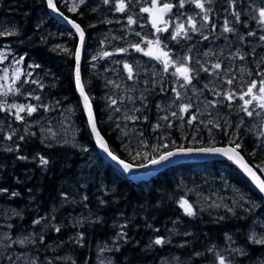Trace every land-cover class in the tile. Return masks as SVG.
<instances>
[{"label":"trees","instance_id":"obj_1","mask_svg":"<svg viewBox=\"0 0 264 264\" xmlns=\"http://www.w3.org/2000/svg\"><path fill=\"white\" fill-rule=\"evenodd\" d=\"M161 1L182 16L194 9ZM200 1L201 23L176 39V30L155 35L141 11L152 0H122L124 11L121 0L56 4L86 34L82 80L114 154L141 165L178 148L239 145L264 179V109L243 111L248 87L264 79V0ZM7 32L0 70L19 61L23 73L0 94V264H264V244L252 239L264 236V195L231 160L126 176L95 143L76 82L78 34L47 0H0ZM149 39L181 59L190 83L176 63L164 71V59L145 54Z\"/></svg>","mask_w":264,"mask_h":264},{"label":"snow or ice","instance_id":"obj_2","mask_svg":"<svg viewBox=\"0 0 264 264\" xmlns=\"http://www.w3.org/2000/svg\"><path fill=\"white\" fill-rule=\"evenodd\" d=\"M84 0H79V3H83ZM105 3H108L109 0H104ZM183 3H184V0H180V6L182 7L183 6ZM152 4L153 6H156L157 5V0H152ZM48 6L49 8H52L53 10H56V4L54 2V0H48ZM196 6L198 8H203L204 5L202 3L199 2V0H196ZM79 7V4H74L73 5V8L70 9L71 11H75L76 8ZM173 7V5L171 4H163L162 8L160 9L161 12H166V11H170L171 8ZM116 8H117V11H124V8H125V5L124 3L121 2L118 3L116 5ZM141 11L143 12H151L152 11V8H143L141 9ZM259 16L261 18V21L264 22V8H261L259 9ZM205 20L208 19L207 16L204 17ZM129 23H133V20L131 17H129ZM156 23H157V19L154 18L153 19V26L155 27L156 26ZM189 23L192 24V30L195 31L196 28H195V24L194 22L192 21L191 18H189ZM73 27L76 28L77 32L80 33V37H81V41L83 40V36H84V33L83 31L80 29V26L78 24H75L73 23ZM162 30H167L166 28L165 29H160V28H157V31H162ZM232 29L228 28L227 26L225 27V31H231ZM15 33L14 32H7V33H0V35H14ZM181 34H184L186 35V31L184 29V25L183 24H180L178 25L177 27V30H176V33L173 35V39H176L177 36L181 35ZM261 40H264V36L260 37ZM155 43L158 45L160 42L159 40L157 39L155 41ZM148 44L149 46H151L153 44V41H148ZM59 47V46H58ZM133 47H135L138 51H143V49L140 48L139 45H134ZM64 51H67V49H64ZM121 51H124L123 49H121ZM146 55L148 56H153L154 53L153 51L151 50V48L149 49V51H147L145 53ZM77 59L79 57V50H77ZM104 55H108V53H105ZM161 57H168V53L166 52H161L160 55H157L156 56V59H161ZM0 58H3V53H0ZM185 60L187 59H190V57H186L184 58ZM241 59H243V57H241ZM164 71H167L168 70V66L169 64H175L176 61H172L170 59H165L164 61ZM17 63H19V61H17ZM215 68H220V64L217 63L214 65ZM125 68L128 69L129 73L131 74V68L129 65H125ZM177 71L180 73L181 76L184 77V81L185 83H190V76L188 75L190 69L185 67L183 65V63H181V65L177 68ZM76 78H77V84L80 86V91H81V95H84V89H83V85L80 84V74H79V68H77V72H76ZM131 78V75L130 77ZM228 83H232L231 80L228 81ZM259 92H260V95L256 96H252V99L251 100H244V105L245 107H243V111L247 112V114L249 116H252L253 113L252 111H249L248 108L246 107L247 105L251 104L252 103V100H257L259 101V108L261 109H264V79H261L259 81ZM257 86V82L256 81H252L251 85L248 87V90H247V93L246 94H252L253 92V89ZM174 92H176V95L177 97L179 98V95L180 93L178 91H176V89H173ZM227 98L229 100L233 99V96L232 94H227ZM241 99H244V96L241 95L240 97ZM38 99V97H37ZM84 99H85V107L89 109V114H90V121H91V124H92V130L95 132L96 131V125H95V122L94 120L91 118V109H90V106L89 104L87 103L88 101V97L86 95H84ZM112 104H116V100H112ZM11 107L13 108H18L19 111H24V106H17V105H12ZM190 107V105H184L182 106L181 108V111H187V109ZM19 111L17 112L16 114V119L18 120H21L23 119L22 116L19 115ZM27 111L29 114H31L32 112L36 111V108L29 105L28 108H27ZM172 116H175L176 113L173 112L171 114ZM132 119H135V117H132ZM164 119H168V117H164ZM196 117L193 116L192 117V120H195ZM189 123H191V121H189ZM156 127H159V125H157ZM97 135H99L97 133ZM11 137H9L10 139ZM100 146L101 148L104 149L105 152H107V154L114 160V161H118L119 164L123 165V169L124 171H130L134 166L132 164H128V163H125L123 160H120L117 156H115L111 151L108 150V147L107 145L101 141L100 143ZM239 145H236V148H238ZM236 148H229V149H223V148H200V149H184V148H180V149H177V151H167L161 155H159L158 158L156 157H153L152 159H150L148 161V164L150 165H157V164H161L162 162H165V161H168L170 157H173V156H176L178 154H182V153H191L193 151H198V152H205V153H223L224 155L226 156H229L230 159H235L236 162L238 164H240V166L245 170V172H247V174L256 182L258 188H259V191L264 193V179H261L257 174L256 172H254L252 170V168H250L247 164L243 163V160L242 158L239 156V153L236 151ZM41 163H47L46 160H44L43 158H41ZM148 165H138L137 167H147ZM182 206L184 205H187V201H182L181 202ZM185 211L189 214V215H192L193 212H192V209H191V205H187V207H185ZM34 223H39V221H35ZM57 231H59V229H57ZM252 239L254 240L255 243H259V244H264V236L260 237L259 239H257L255 236L252 237ZM164 241L162 238H158L155 240V244H162ZM20 243H23V241H20ZM243 254V253H241ZM219 264H226V260H225V257L224 256H219Z\"/></svg>","mask_w":264,"mask_h":264},{"label":"water","instance_id":"obj_3","mask_svg":"<svg viewBox=\"0 0 264 264\" xmlns=\"http://www.w3.org/2000/svg\"><path fill=\"white\" fill-rule=\"evenodd\" d=\"M54 2H55V0H54ZM55 4H56V2H55ZM162 6L163 5H157L155 7V11H154V13L152 15V23H153V19L154 18L157 19L156 26L155 27L153 26V28L156 31H157V28H160L161 29V26L166 23V14H165V12H161L160 11V9L162 8ZM50 11L52 12V14L54 16H56L57 19H59L61 22L67 24L70 28H72L78 34V36L80 38V42H79V46H78L79 57L77 59L76 72H77V68H79L80 84L83 85L84 95H86L88 97V95H87V93L85 91V87H84L83 80H82V73H81V65H82V61H83V52H84V48H85V44H86V34L83 32L84 33V36H83V40L81 41L80 33L77 32L76 28L73 27V23H75V24H78V23H76L73 19H70L67 16H65L58 9L57 6H56V10H53L52 8H50ZM80 29L82 30L81 27H80ZM76 82H77V78H76ZM77 88H78L79 95L82 98L83 105H84V108L86 110V113H87V116H88V119H89V124H90L91 130H92V124H91V121H90L89 109L85 107V103L86 102H85V99H84V95H81L80 86L78 84H77ZM87 103L89 104L90 109H91V118L94 120L95 125H96V131L94 132L92 130V134L94 136L95 143L97 144L100 152L105 156V158L107 160H109L111 163H113L119 170H121L125 175H127L128 177H130L132 179L142 180V179H145V178L152 177V176L156 175L158 172L164 170L165 168H167L169 166H174V165L179 164V163L230 159L229 156H226L223 153H205V152L193 151L191 153H182V154H178L176 156L170 157L168 161L162 162L161 164H157V165H150L148 163H145L143 165H148L147 167H137L138 165H133L132 164L134 167L130 171H127L126 172L123 169V165L119 164L118 161H114L107 154V152H105L104 149L101 148L100 143H101V141H103L107 145L108 150L112 152V150L110 149L109 144H108L106 138L102 135V133L100 132V130L97 127V123H96V119H95V114H94L93 106H92V103H91L89 97H88ZM97 133L99 135H97ZM189 148H191V149H200V148H223V149H229V148H236V147L233 146V145H231V144H228V145L201 146V147H189ZM189 148H184V149H189ZM178 149H180V148H178ZM171 151H177V149L171 150ZM236 151L239 153V156L242 158L243 163L247 164L250 168H252V170L254 172H256V174L261 179H263L262 176L259 174V172L256 170V168L254 166H252L248 162V160L244 157V155L240 152V150L238 148H236ZM114 155L117 156L116 154H114ZM118 158L120 160H123L120 157H118ZM230 160L233 161V163L237 166V168L240 171H242L252 181V183L258 188L256 182L247 174V172H245V170L240 166V164H238L235 159H230ZM123 161L125 163L131 164V163L125 161V160H123Z\"/></svg>","mask_w":264,"mask_h":264},{"label":"rangeland","instance_id":"obj_4","mask_svg":"<svg viewBox=\"0 0 264 264\" xmlns=\"http://www.w3.org/2000/svg\"><path fill=\"white\" fill-rule=\"evenodd\" d=\"M78 1V0H75ZM159 0H157V4H159L158 2ZM187 2H191L192 1V5L194 7L195 10L190 11L189 15L187 16H178L176 14V17L172 18L169 16V22L168 24L164 27V29L166 28L167 30L164 32H167L168 30H170L171 28H174V30H177L178 25L183 24L184 25V29H188L190 30L192 28V24L189 23V18L192 19V21L194 22V24L196 25V23L200 24L202 21V17H203V8H198L196 6V0H186ZM200 3H202V1L199 0ZM148 8H154V6H148ZM171 13H175V11L172 9ZM185 20V22L183 21ZM149 41H153V44L151 45V50L154 53V56L160 55L161 52H163L161 49L158 48V45L155 43L156 39H149ZM0 53H3L2 49H0ZM161 59L165 60V59H170L172 61H176V68H178L181 63H183L181 61V59L176 58L172 55L168 54V57H161ZM178 72V71H177ZM23 73L22 70V66L21 63H16L14 62L13 64L9 65L8 67H4L0 70V94H3V92H12L15 90V83L18 82L21 74ZM179 73V72H178ZM260 86V85H259ZM259 86H256L253 89L252 94H248L247 95V99L246 100H251L252 96L256 95H260L259 92ZM252 103L254 104H259V101L257 100H252ZM17 106H22L20 104H16ZM17 110L19 111V109L17 108Z\"/></svg>","mask_w":264,"mask_h":264},{"label":"bare ground","instance_id":"obj_5","mask_svg":"<svg viewBox=\"0 0 264 264\" xmlns=\"http://www.w3.org/2000/svg\"><path fill=\"white\" fill-rule=\"evenodd\" d=\"M133 165H136V164H133ZM141 165H143V164H141ZM169 167H170V166H169ZM167 168H168V167H167ZM165 169H166V168H165ZM158 173H159V172H158ZM158 173H157V174H158ZM136 180H137V179H136Z\"/></svg>","mask_w":264,"mask_h":264}]
</instances>
